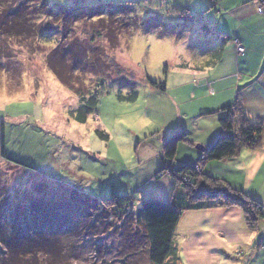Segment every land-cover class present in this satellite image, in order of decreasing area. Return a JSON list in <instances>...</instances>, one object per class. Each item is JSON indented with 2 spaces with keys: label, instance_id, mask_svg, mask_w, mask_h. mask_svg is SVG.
<instances>
[{
  "label": "rangeland",
  "instance_id": "obj_1",
  "mask_svg": "<svg viewBox=\"0 0 264 264\" xmlns=\"http://www.w3.org/2000/svg\"><path fill=\"white\" fill-rule=\"evenodd\" d=\"M47 1L64 8L130 6L132 13L124 21L131 27L120 35L117 50H112L104 29L124 21L76 24L36 18L37 2L0 0V25L24 4V25L36 30L32 37L0 38V210L10 209L15 218L23 216L33 222L34 227L27 228L40 232L41 246L57 243L46 247L52 250L50 259L37 254L35 264H148L144 253L127 258L128 253L139 250L138 246L129 248L131 242H138L135 224L114 214L111 203L105 201L114 194L128 196L133 205L128 212L137 213L144 201L166 202L175 190L184 191L171 176H157L165 137L183 124L194 135L200 134L195 115L204 105L206 90L197 87L187 71L204 68L215 59L217 39L204 30V25L211 27L208 19L213 23L210 14L215 1ZM184 10L196 20L181 17L179 11ZM42 34L51 36L54 44H44ZM59 43L73 46V56L64 60L71 74L76 65L73 59L78 54L85 58L77 65L81 68L77 79L68 75L76 89L63 85L49 66L50 57L62 61V55L56 54ZM64 47L58 48L62 51ZM118 65L125 70L119 72ZM101 79L106 80V91L100 95L98 114L87 124L77 123L71 117L81 105L75 91L93 92ZM125 80L134 84L123 88ZM161 84H165V92ZM133 90L138 93L135 102L119 99ZM98 130L109 135V140ZM2 133L6 158L2 156ZM184 144L191 147L190 142ZM176 161L174 165L179 167ZM195 170L202 172V164ZM231 177L247 183L242 174ZM256 185L264 189L263 173ZM177 245L180 264H194L187 257L184 241ZM260 247L264 249V245ZM3 248L0 256L8 254ZM240 257L242 253L234 258L220 255L213 264H241L245 259Z\"/></svg>",
  "mask_w": 264,
  "mask_h": 264
},
{
  "label": "trees",
  "instance_id": "obj_2",
  "mask_svg": "<svg viewBox=\"0 0 264 264\" xmlns=\"http://www.w3.org/2000/svg\"><path fill=\"white\" fill-rule=\"evenodd\" d=\"M32 2H37V5L34 7L35 13H33L36 18L61 19L76 24L85 21L95 22L104 20L121 22L129 18L132 13L130 6L107 8L103 6L94 8H81L77 6L74 8H64L51 6L47 0H40L39 2L38 0H32ZM25 9L24 4H21L16 12L11 13V15L2 21L0 25V38L23 37L25 35L32 37L34 34L36 35V30L32 26L24 25L27 19L24 18L23 20L21 11ZM179 13L188 22L197 18L186 10L179 11ZM124 22L118 23L117 25L119 26L111 25L104 29L105 37L109 41V47L112 50H117L120 35L127 30L129 31L131 27L128 21ZM40 40L46 45L54 44L51 36H47L46 34L40 35ZM56 47L58 49L56 54L58 56L59 54L62 55V63L58 62L60 59L57 57H50L49 66L63 85L69 87L71 90L76 89V85L71 83L68 75L73 79H77L78 72L80 73L81 69L77 65L85 62V58H83L84 60L80 59L78 54L77 58L73 59L76 65L72 71L74 75H72L67 70L68 66L66 67L65 57L68 55L73 56V46L64 47L59 43ZM58 47L64 48L60 51ZM223 53L224 49L220 47L213 55L215 59L212 64L219 62ZM88 54L90 56V52L87 53V56ZM114 64L116 65V63ZM117 67L120 70L119 72L125 70L119 65ZM105 81L101 79L97 85L99 88L93 92L88 91L83 93L75 91L81 100V105L79 109L71 112V117L77 123L87 124L90 117L98 114L100 95L106 91L103 87ZM133 84L126 81L122 86L123 88H130ZM151 84L153 87H159L157 83L151 82ZM160 86L161 90L165 92V84H161ZM137 98L138 93L136 90H133L127 96H119L121 101L128 102H135ZM222 112L223 116L220 119L222 133L202 152L203 159L200 161L202 169H204V165L208 162L234 159L245 149L257 150L263 146L264 122L250 118L240 96L236 102L223 108ZM97 132L105 140H109V135L104 131L98 130ZM188 142H190L188 140V133L183 130L164 138L163 164L157 176V179L165 174L171 176L175 181L182 184L184 188L183 192L175 190L168 202L157 200L144 201L137 213L128 212V209L133 207L132 200L128 196H117L114 194L112 200L105 201L111 203L114 214H121V217L125 216L128 218V221L130 220L135 224V238H137L138 242L136 244L131 242L129 248L133 249L135 246H138L139 250L138 252L128 253L126 255L127 258L144 253L143 255L146 257L148 264H180V251L175 242V233L182 215L188 211L237 207L243 211L247 226L253 232L257 230L258 223L264 220V206L244 193L233 189L227 182L216 179L206 174L203 170L198 173L195 170V166L182 165L176 167L174 165L180 145ZM4 146L5 137L4 133H2V156L6 158ZM9 219L12 221H9ZM32 225H34L33 222H29L26 217L15 218L10 209L0 210V252L3 251V247L8 251L6 256H0V264H35V256L41 253L49 259L52 257V250L46 247L57 243L52 241L46 247L41 246L39 243L42 240L41 236L39 237L40 232L37 230H33L34 232L29 231L27 228L28 226L33 228L34 226ZM7 232L9 235L6 234Z\"/></svg>",
  "mask_w": 264,
  "mask_h": 264
},
{
  "label": "crops",
  "instance_id": "obj_3",
  "mask_svg": "<svg viewBox=\"0 0 264 264\" xmlns=\"http://www.w3.org/2000/svg\"><path fill=\"white\" fill-rule=\"evenodd\" d=\"M214 1L210 14L213 23L208 19L211 27L204 25V30L217 39L219 47L215 48L223 47L224 53L215 64L187 71L197 87L206 90L205 102L195 115L199 135L184 124L174 129V133L186 131L191 144V147L180 145L178 161L175 160L178 166L200 163L202 152L222 133L223 108L236 102L239 96L250 118L264 122V15L258 13L257 0ZM235 42L242 45L244 54L238 53ZM203 171L264 206V189L256 185L261 173L264 174V143L257 150H243L234 159L208 162ZM237 174L245 176L247 183L231 177ZM180 240L194 264H213L220 255L234 258L239 253L240 259H245L241 264H264V249L260 247L264 245V220L253 232L237 207L185 212L175 233L176 245Z\"/></svg>",
  "mask_w": 264,
  "mask_h": 264
},
{
  "label": "built area",
  "instance_id": "obj_4",
  "mask_svg": "<svg viewBox=\"0 0 264 264\" xmlns=\"http://www.w3.org/2000/svg\"><path fill=\"white\" fill-rule=\"evenodd\" d=\"M256 4L258 6V13L260 15H264V0H257ZM235 43H236V48L238 50V53L239 54H244L245 49L242 47V45L239 44L238 42H235Z\"/></svg>",
  "mask_w": 264,
  "mask_h": 264
}]
</instances>
